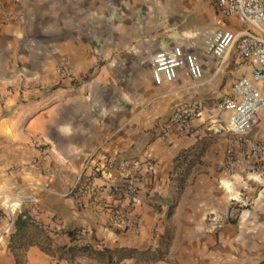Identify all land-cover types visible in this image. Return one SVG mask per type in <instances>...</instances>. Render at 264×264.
<instances>
[{
  "label": "crops",
  "instance_id": "crops-1",
  "mask_svg": "<svg viewBox=\"0 0 264 264\" xmlns=\"http://www.w3.org/2000/svg\"><path fill=\"white\" fill-rule=\"evenodd\" d=\"M217 1L0 0V8L14 13L8 25L0 26V264H108L92 257L59 259L42 249L69 247L66 231L72 229L80 230L83 245L153 254L166 251L164 242L178 227L167 260L134 258L119 264H230L235 252L230 243L264 242V188L222 169L234 137L213 132L230 117L217 105L232 95L236 81L252 76L256 65L235 54L221 62L207 53L205 40L222 22L233 31L243 28L221 14ZM174 46L198 56L202 80L181 72L175 81L155 85L152 58ZM195 103L203 110L193 122L194 132L182 134L170 122L172 114L182 104ZM250 137L264 140V126ZM97 150L118 161L154 164L139 175L140 202L129 212L140 218L134 230L114 226L110 212L63 197ZM185 152L202 153L201 165L208 167L209 176L199 174L197 185L209 180L224 198L243 192L246 200L253 199L238 223L210 224L219 235L211 231L204 246L198 244V221L164 219L166 207L180 204L173 174ZM21 212L47 231L37 235L31 229L34 244L22 249L12 245L13 222ZM214 237L219 250L209 249Z\"/></svg>",
  "mask_w": 264,
  "mask_h": 264
},
{
  "label": "built area",
  "instance_id": "built-area-1",
  "mask_svg": "<svg viewBox=\"0 0 264 264\" xmlns=\"http://www.w3.org/2000/svg\"><path fill=\"white\" fill-rule=\"evenodd\" d=\"M217 6L225 18L238 21L243 28L233 31L222 22L205 40L207 53L221 62L235 54L244 62L256 63L252 76L236 81L232 95L217 105L218 110L230 113V117L225 126L213 132L229 133L234 137L225 151L222 169L231 176L248 177L249 184L264 188V140L250 137L255 128L264 126V0H218ZM13 19L12 10L0 8V26L8 25ZM151 64L152 80L157 86L175 81L181 72H187L194 81L204 76L198 56L177 46L158 51ZM63 73L67 74L66 68ZM202 110L200 103L182 104L174 110L170 122L177 125L182 134L190 135L194 132L193 122ZM143 167L150 172L154 164L149 161L142 164L135 159L118 161L101 156L97 150L84 163L82 172L63 197L72 198L79 207L110 212L114 226L125 231L134 230L140 218L129 212L140 202L142 179L139 175ZM123 204L130 210L122 208ZM23 219L27 220L28 216L23 215ZM31 219L39 224L33 217ZM78 237L79 245L84 246L81 233Z\"/></svg>",
  "mask_w": 264,
  "mask_h": 264
},
{
  "label": "rangeland",
  "instance_id": "rangeland-1",
  "mask_svg": "<svg viewBox=\"0 0 264 264\" xmlns=\"http://www.w3.org/2000/svg\"><path fill=\"white\" fill-rule=\"evenodd\" d=\"M207 168L205 163L204 165H197L192 170L188 179L187 184L191 185V187H188L183 194L180 193V204H177L179 202L171 203L163 210L164 219L166 220L193 219L198 221V244L201 246L208 244L204 242L205 238L211 234V231L217 230L214 236L219 235L218 231H220V229L213 230V227L210 226L215 220L222 221L225 225L231 224L232 222L238 223L242 220L243 211H245V214H248L251 207L254 206L253 199L246 200L245 198H247V195L244 196L243 192L241 194L235 193L236 199L233 198L234 195H232V198H224V192L218 187L215 188L213 182L211 183L209 180L207 182L199 180L200 182L197 185V176L199 174L209 176ZM234 202H240L238 203L239 208H233L232 204ZM214 207L218 208V211L211 212L210 208ZM203 224H205V226H203ZM177 229L178 227L172 228V237H167L168 239L164 242L165 250H169V246L173 245V235L176 233ZM168 232L167 229V234ZM220 246L221 243L219 238L214 237V242L209 249L219 250ZM229 247L231 250H235V252L231 254L230 264H259L264 261V242L247 241L244 244L230 243ZM239 247L245 249V254L241 252L238 253L237 249Z\"/></svg>",
  "mask_w": 264,
  "mask_h": 264
},
{
  "label": "trees",
  "instance_id": "trees-1",
  "mask_svg": "<svg viewBox=\"0 0 264 264\" xmlns=\"http://www.w3.org/2000/svg\"><path fill=\"white\" fill-rule=\"evenodd\" d=\"M191 152L183 153L177 160V165L175 168V172L173 174V180L176 179V182L179 186L180 193L184 191L185 187L187 186L189 176L192 170L199 164H202V153L192 155ZM233 208H239L238 203L232 204ZM23 215H27L28 219L24 220ZM16 226V233L12 238V245L15 244L16 248H25L27 245H31L34 242L29 240L31 229L37 230V235H46L47 231L44 230L43 226L39 224L36 225L32 222L31 216L26 213L22 212V215H19V218L15 222ZM67 235L71 240V245L69 247H61L58 248L55 252L49 250L47 246L41 245L42 249L50 254H58L59 259H70L73 260L76 257H92L100 261H105L108 264H119L120 262L127 260V259H137L140 262H159L167 260L168 253L167 250H157L155 253L148 252H139L136 249H115L110 250L107 248H93L90 245L80 246L79 235L80 230L72 229L66 231ZM259 264H264L262 261Z\"/></svg>",
  "mask_w": 264,
  "mask_h": 264
}]
</instances>
